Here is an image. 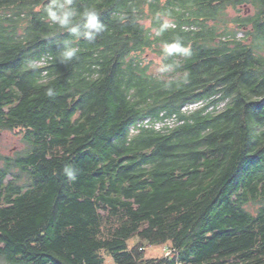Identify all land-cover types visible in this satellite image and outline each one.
<instances>
[{"label": "trees", "instance_id": "1", "mask_svg": "<svg viewBox=\"0 0 264 264\" xmlns=\"http://www.w3.org/2000/svg\"><path fill=\"white\" fill-rule=\"evenodd\" d=\"M50 2L0 0V264H264V0Z\"/></svg>", "mask_w": 264, "mask_h": 264}, {"label": "clouds", "instance_id": "2", "mask_svg": "<svg viewBox=\"0 0 264 264\" xmlns=\"http://www.w3.org/2000/svg\"><path fill=\"white\" fill-rule=\"evenodd\" d=\"M71 0H64L63 3L60 0H51L48 6L45 8L49 19L61 27H68L71 23L72 17L75 12L71 9ZM82 19L84 20V32L83 36L88 39H92L96 34L103 31V25L99 23L96 12L93 9H86L82 13ZM73 33L76 29H71ZM77 49L73 47L65 48L62 53V58L64 62L72 61L77 56ZM163 52L167 56L173 54H187L188 49L184 47L181 40L177 38L171 43H166L163 47ZM49 95L52 94V89H49ZM69 176H72V172L65 169Z\"/></svg>", "mask_w": 264, "mask_h": 264}, {"label": "rangeland", "instance_id": "3", "mask_svg": "<svg viewBox=\"0 0 264 264\" xmlns=\"http://www.w3.org/2000/svg\"><path fill=\"white\" fill-rule=\"evenodd\" d=\"M25 145L22 138L10 131H0V153L6 156H14L17 151H22ZM132 244V243H131ZM169 255V250L165 247H148L147 257Z\"/></svg>", "mask_w": 264, "mask_h": 264}, {"label": "bare ground", "instance_id": "4", "mask_svg": "<svg viewBox=\"0 0 264 264\" xmlns=\"http://www.w3.org/2000/svg\"><path fill=\"white\" fill-rule=\"evenodd\" d=\"M143 124L148 125V124H149V120H146ZM157 125H158V124H157ZM160 125H161V126H162V125H163V126L166 125V126L172 128V127H174L176 124H175L173 118H171V119H166V120L164 121V123H163V124H160Z\"/></svg>", "mask_w": 264, "mask_h": 264}, {"label": "built area", "instance_id": "5", "mask_svg": "<svg viewBox=\"0 0 264 264\" xmlns=\"http://www.w3.org/2000/svg\"><path fill=\"white\" fill-rule=\"evenodd\" d=\"M200 104H194V105H190L188 107H185L183 110L184 111H187V110H193V109H196ZM174 122H176V120H174ZM161 125L158 124L157 127H160Z\"/></svg>", "mask_w": 264, "mask_h": 264}]
</instances>
